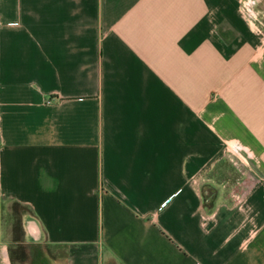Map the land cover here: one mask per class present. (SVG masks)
Instances as JSON below:
<instances>
[{"label": "crops", "instance_id": "obj_1", "mask_svg": "<svg viewBox=\"0 0 264 264\" xmlns=\"http://www.w3.org/2000/svg\"><path fill=\"white\" fill-rule=\"evenodd\" d=\"M226 157L244 190L205 194ZM32 248L264 264V41L240 0H0V264Z\"/></svg>", "mask_w": 264, "mask_h": 264}, {"label": "rangeland", "instance_id": "obj_2", "mask_svg": "<svg viewBox=\"0 0 264 264\" xmlns=\"http://www.w3.org/2000/svg\"><path fill=\"white\" fill-rule=\"evenodd\" d=\"M244 2L245 0H240V11L242 15L244 16V19L247 21V24L249 27L256 33L259 34V36L263 39L264 41V0H250L252 3V12L255 17H252L245 13L244 11ZM235 159H230L229 157H226L222 159L220 162H218L217 165V170L215 171V176L212 184H209L208 186H211V188L205 186V194H215L214 191H217V184L220 181L224 182L226 184L225 187V192L226 194L230 195L234 190H244L245 185H236L237 180H244L248 181L249 179V169L245 167L242 163H237L235 162ZM217 180V181H216ZM237 186V187H235ZM238 191V192H239ZM238 194V193H235ZM17 210L19 213L22 211L21 207H12V209L9 211V213L6 215V221H9L8 223L14 224L15 221V213ZM18 213V214H19ZM27 249V248H26ZM25 249V250H26ZM24 251V250H23ZM17 257L20 256V251L16 252ZM24 254L27 256V260L25 263H20L18 262L17 264H42L43 262L41 261V258H38L39 252L35 249L32 248V250L26 251V253L21 252V255ZM22 258V257H21ZM20 258V259H21ZM40 259V260H39Z\"/></svg>", "mask_w": 264, "mask_h": 264}, {"label": "trees", "instance_id": "obj_3", "mask_svg": "<svg viewBox=\"0 0 264 264\" xmlns=\"http://www.w3.org/2000/svg\"><path fill=\"white\" fill-rule=\"evenodd\" d=\"M13 235H12V240L13 242H20L21 240V235H22V229H21V224H20V216L17 215L13 224ZM16 243V244H18ZM20 244V243H19ZM14 245V244H12ZM19 248H21V246H18ZM10 250L13 251V248H10Z\"/></svg>", "mask_w": 264, "mask_h": 264}, {"label": "built area", "instance_id": "obj_4", "mask_svg": "<svg viewBox=\"0 0 264 264\" xmlns=\"http://www.w3.org/2000/svg\"><path fill=\"white\" fill-rule=\"evenodd\" d=\"M252 3L250 2V0H245L244 2V11L245 13H247L248 15L255 17L253 12H252V7H251Z\"/></svg>", "mask_w": 264, "mask_h": 264}]
</instances>
